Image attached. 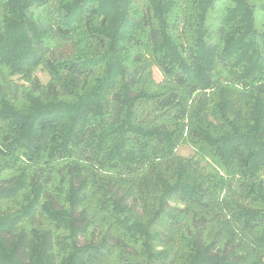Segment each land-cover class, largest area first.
Wrapping results in <instances>:
<instances>
[{
  "label": "trees",
  "instance_id": "16d2710c",
  "mask_svg": "<svg viewBox=\"0 0 264 264\" xmlns=\"http://www.w3.org/2000/svg\"><path fill=\"white\" fill-rule=\"evenodd\" d=\"M0 264H264V0H0Z\"/></svg>",
  "mask_w": 264,
  "mask_h": 264
},
{
  "label": "rangeland",
  "instance_id": "374dc122",
  "mask_svg": "<svg viewBox=\"0 0 264 264\" xmlns=\"http://www.w3.org/2000/svg\"><path fill=\"white\" fill-rule=\"evenodd\" d=\"M40 68L41 67H37L36 70L34 71L33 75L35 77L39 78L42 83H46L49 77H48L47 73L42 71ZM152 76H153L154 81H156L157 83L161 82L162 79H163V76L161 75V73L154 67L152 68ZM12 80L17 81L19 83H23L25 85L27 84L26 80L22 79L19 75L13 76ZM66 152H68V149L66 150ZM176 154L179 155V156H182V157H188L189 158V157L193 156V149L189 145H180L176 149ZM128 184H129V182H128ZM12 205H13V203L10 202L7 206L9 207V206H12ZM172 205L173 206H177V207H181L182 206L181 203H177V204L176 203H172Z\"/></svg>",
  "mask_w": 264,
  "mask_h": 264
}]
</instances>
